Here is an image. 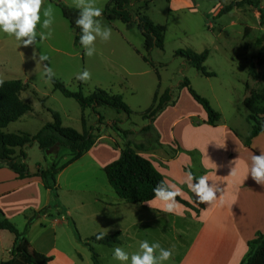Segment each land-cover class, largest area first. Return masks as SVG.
<instances>
[{
  "label": "rangeland",
  "instance_id": "rangeland-1",
  "mask_svg": "<svg viewBox=\"0 0 264 264\" xmlns=\"http://www.w3.org/2000/svg\"><path fill=\"white\" fill-rule=\"evenodd\" d=\"M58 1L75 7L74 0ZM109 1L94 0V4L104 9ZM129 1L132 14L140 12L154 24L165 28L162 50L154 48L146 53L143 38L135 24L127 29L120 21L109 23L102 16L101 23L111 29L112 36L108 41L97 39L96 52L88 57L84 49L75 44V33L62 17L55 0H43L42 11L52 8L53 23L50 29H40L38 25V31L43 32L46 38L37 45L35 52L32 46H20L13 37L0 34V79H17L27 83L29 88L21 93L20 98L32 107L30 114L11 123L5 131L33 135L51 121L47 109L60 114L63 126L78 132L82 130V111L79 105L52 89L51 82L43 75V68L36 63L39 54L49 56L50 61L45 63L52 68L54 78L61 81L68 90L76 92L81 88L83 94L88 95L100 89L111 95H120L130 110L126 114L109 107H98L95 113L91 110L83 112L86 128L92 127L94 133L103 139L99 141L94 153L86 155L64 171L56 190L66 209H70L82 240L101 229L93 225L91 220L83 218L85 209L89 210L88 214L95 212V208L88 203L89 199H92L94 192H101L105 186L113 192L98 164L103 160L111 162L110 156L118 159L126 146L137 149L138 153H146L145 157L156 164L155 157L149 155L158 153V142L185 143L191 135V128L202 126L200 118L205 116V112L182 86L185 79L199 96L205 98L222 115V121L241 134L247 132L251 125L246 120L249 112L246 102L248 97L264 91V25L260 23V10L244 5L217 16L221 7L239 0H186L188 4L178 9L171 7L172 0H151L146 6L144 3L147 0ZM261 7L264 13L262 2ZM178 50H189L197 54L208 50L204 67L215 75L202 76L181 57L175 56ZM84 70L91 74L87 82L76 79ZM160 99L165 101L164 105L156 113L155 121H152L151 111ZM41 100H44L43 105ZM99 116L102 117L101 124L97 121ZM26 151V161L33 167L40 159L41 152L37 147L27 148ZM102 152L105 157L99 160L95 153ZM180 153L179 162L189 163L193 168L200 158L198 153L186 147L181 148ZM51 157L62 163L67 159V152L56 149ZM81 202L84 210L80 207ZM118 218L122 220V217ZM55 219L61 221L56 226L58 239L55 249L73 257L78 264H93L87 246L75 250L74 245L79 243L75 239L71 220L57 216ZM16 223L19 225L21 222L17 220ZM16 228L21 230V226ZM159 231L155 230V234L151 230L148 241L153 242L158 238L162 247L172 250V259L181 254L183 248L180 243H174L176 241H173L170 226H164L163 240L157 235ZM2 234L0 261H6V250L13 235L7 231ZM125 245L118 247L124 248L129 254L131 249L135 252L138 249L137 246L130 249ZM94 249L99 264H118L112 260L114 248L94 245ZM172 259L168 264L172 263Z\"/></svg>",
  "mask_w": 264,
  "mask_h": 264
},
{
  "label": "crops",
  "instance_id": "crops-1",
  "mask_svg": "<svg viewBox=\"0 0 264 264\" xmlns=\"http://www.w3.org/2000/svg\"><path fill=\"white\" fill-rule=\"evenodd\" d=\"M187 4L186 0H172L170 5L178 9ZM259 92L264 94V91L257 93ZM248 111L246 120L251 125L244 134L222 121L219 112L220 119L216 125H208L205 114L200 118L202 126L191 128L187 142H158V153L149 155L155 157L156 164L151 162L149 157H145L146 153L139 152L152 163L166 183L175 184L181 190V196L177 198L188 206L179 202L176 214H168L162 211L154 199L142 205L125 203L105 186L101 192H94L92 199H89L88 203L95 208V212L88 214L89 210H84L83 202L80 204L84 210L83 218L91 220L93 225L101 228L90 237L100 233L112 235L119 232V244L112 248L123 244L130 249L133 246L138 248L140 241L148 240L149 234H152L151 230L155 232L159 229L157 235L163 240V229L167 225L171 228L173 241H176L174 243H180L183 248L182 253L172 259L171 264H242L249 251L248 242L255 239L257 234L264 233V186L257 184L251 176L247 177L251 156L264 151V133L248 139L254 126L249 119L250 110ZM155 116L152 121H155ZM257 121L264 123V114L257 115ZM102 139L103 137H99L94 146L79 160L94 153ZM33 147L37 146L27 148ZM184 147L199 154L200 158L194 168L189 163L179 162L180 150ZM27 148L24 150L28 158ZM95 154L99 160L105 157L104 152ZM109 160L113 162L116 159L110 156ZM36 162L31 167L26 161L32 175L37 169L45 168L42 152ZM111 162L103 160L98 165L103 170ZM69 167L70 165L56 176V188L61 175ZM233 167L236 170L235 175L231 174ZM189 170L196 177L206 176L210 185L212 182L222 189L220 196L217 193L219 198L215 202L206 205L195 201L193 193L184 182ZM45 208L47 212L35 218L27 227V222L33 214ZM56 216L61 219L69 218L76 228L70 209H66L59 195L54 198L53 193L44 186L39 177L21 180L8 167L0 164V219L3 217L13 222L15 227L21 226V230H17L25 232L29 243L37 252L52 258L50 264H78L73 257L55 249L58 239L56 226L61 223L55 219ZM118 217H122V220ZM17 220L21 222L19 225ZM2 232L5 231L0 230L1 236ZM79 237L81 239L80 234ZM90 237L77 241L79 244L74 245L75 250L83 247L84 241ZM155 240L158 241V238ZM13 241L14 237L6 250L8 259ZM131 251V254L135 252L132 249ZM77 255L81 258L80 254Z\"/></svg>",
  "mask_w": 264,
  "mask_h": 264
},
{
  "label": "trees",
  "instance_id": "trees-1",
  "mask_svg": "<svg viewBox=\"0 0 264 264\" xmlns=\"http://www.w3.org/2000/svg\"><path fill=\"white\" fill-rule=\"evenodd\" d=\"M60 8L62 17L67 21L69 27L75 33L74 42L79 45V29L75 27L74 20L78 16V9L69 7L62 2L55 0ZM147 0L144 5L148 4ZM244 5L260 10V23L264 25V13L261 11L260 0H239L232 2L220 8L217 16L225 14L234 8ZM131 3L129 0H110L103 9V17L107 22L120 21L127 29L135 24L137 30L143 38V47L146 53L152 49H163L165 28L154 24L147 16L140 12L132 14L130 11ZM209 55L208 50L197 54L189 50H178L175 56L181 57L187 65L194 68L204 77H212L215 74L208 72L204 67V63ZM52 89L60 92L64 97L73 99L82 111L81 124L82 130L78 132L70 127L62 124L61 116L54 110L47 109L51 116V121L45 123L35 134L30 135L24 132L7 133L5 129L11 124L25 115L32 112V107L24 103L20 99L22 92L28 90L29 85L20 80H7L0 86V164L5 165L13 171L18 179H27L33 176L39 177L44 186L49 189L54 198L56 193V176L69 165L78 161L85 153H87L95 144L98 135L94 133L92 127L86 128L83 112L91 110L95 113L98 107H109L117 112L130 113L128 106L124 103L120 95H111L103 90L96 89L88 95H84L81 88L76 91L68 90L65 85L53 78L51 81ZM182 86L187 89L190 97L197 102L204 110L207 121L206 123L215 126L220 119V114L215 111L210 103L199 96L185 79ZM34 95L36 93L32 92ZM42 105L44 100H41ZM164 100L160 99L158 104L151 111V118L162 109ZM250 116L249 119L254 123L253 129L248 136L251 139L258 134L264 133V123L257 121V115L264 114V94L256 93L249 97L246 101ZM98 124L102 123V117H98ZM99 128H97V131ZM36 145L43 153L45 168L37 169L32 175L26 164L27 155L25 148ZM56 149L67 152V159L59 163L58 159L51 157ZM103 172L108 184L113 189L117 197L125 203L142 205L154 199L153 189L161 181L163 176L155 169L152 163L141 156L137 149L126 146L115 161L109 163L103 168ZM181 204L188 206L187 203L179 200ZM47 212V208L36 212L28 220L27 227L32 221L43 213ZM75 230L78 241H81L79 234L71 221ZM0 230L7 231L13 235L14 241L10 250V257L0 264H50L52 258L37 252L29 243L25 236V232H19L14 224L5 218L0 219ZM96 234L84 241V245L88 247L91 253L93 264H99L97 254L91 244H98L108 248H112L119 244V232L112 235H104L103 239L98 240ZM248 254L242 264H264V233L257 234L255 239L248 242Z\"/></svg>",
  "mask_w": 264,
  "mask_h": 264
},
{
  "label": "clouds",
  "instance_id": "clouds-1",
  "mask_svg": "<svg viewBox=\"0 0 264 264\" xmlns=\"http://www.w3.org/2000/svg\"><path fill=\"white\" fill-rule=\"evenodd\" d=\"M261 2L264 4V0ZM42 4L43 0H0V34L13 37L20 46H32L35 52L37 45L46 38L43 32L38 31V25L40 29H50L53 23L52 8L48 7L42 11ZM74 4L78 9L74 25L79 29V44L84 49V54L92 57L96 52L97 39L110 40L112 31L102 25L100 18L103 16V9L95 6L94 0H74ZM50 34L49 32L48 35ZM49 61L47 54H39L36 63L43 68L45 78L51 81L55 73L48 63H45ZM90 78L91 74L87 70L80 72L76 77L81 82H87ZM3 83L0 79V86ZM231 174H236L235 167L232 168ZM248 176L264 186V151L251 156ZM184 182L198 204L209 205L215 202L222 192V189L212 182L210 185L206 176L196 177L190 170L187 171ZM153 195L163 212L176 214L179 204L177 197L181 196V190L175 184L161 181L154 187ZM104 235L105 233H100L96 238L103 239ZM172 257V250L162 247L158 241L142 240L138 250L132 254L122 247L112 250V260L118 264H168Z\"/></svg>",
  "mask_w": 264,
  "mask_h": 264
}]
</instances>
